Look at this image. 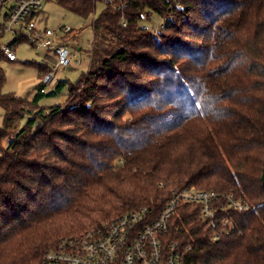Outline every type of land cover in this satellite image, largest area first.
<instances>
[{
  "label": "trees",
  "instance_id": "1",
  "mask_svg": "<svg viewBox=\"0 0 264 264\" xmlns=\"http://www.w3.org/2000/svg\"><path fill=\"white\" fill-rule=\"evenodd\" d=\"M55 1L84 19L102 3ZM125 4L94 19L89 71L49 93L67 89L64 104L38 106L43 82L32 102L0 95V264H43L62 241L126 212L155 220L189 187L251 208L223 214L238 230L217 238L182 204L181 232L167 236L191 246L181 264H264V0ZM154 13L166 20L157 34L139 24ZM29 64L41 79L51 71Z\"/></svg>",
  "mask_w": 264,
  "mask_h": 264
},
{
  "label": "built area",
  "instance_id": "2",
  "mask_svg": "<svg viewBox=\"0 0 264 264\" xmlns=\"http://www.w3.org/2000/svg\"><path fill=\"white\" fill-rule=\"evenodd\" d=\"M104 6L126 9L120 0H102ZM43 0H0V53L9 62H16L17 45L25 42L31 48L53 54L56 69L43 79L54 89L59 82L56 73L75 63L80 66L75 50L70 48L68 27L48 28L43 22ZM123 27L128 20L123 15ZM8 34L9 44H1ZM42 93L46 90L42 88ZM182 204L198 207L200 220L220 235H231L238 230L236 222L223 216L244 213L250 205L233 194L189 187L173 193L163 211L150 221V211H130L112 222L93 229L77 239L62 241L45 255L43 264H181L191 246L184 247L181 240H170L174 231L180 233L182 225L176 221Z\"/></svg>",
  "mask_w": 264,
  "mask_h": 264
},
{
  "label": "rangeland",
  "instance_id": "3",
  "mask_svg": "<svg viewBox=\"0 0 264 264\" xmlns=\"http://www.w3.org/2000/svg\"><path fill=\"white\" fill-rule=\"evenodd\" d=\"M104 9V4L99 3L95 16L89 19H84L74 13H71L57 4L55 0H43V22L44 26L48 28H61L68 27L76 31L75 39H71L70 48L75 50L76 60L81 61V65L77 66L72 63L64 69H58L56 76L59 81H67L68 83H76L83 74L87 73L90 69L92 44H93V26L92 23L96 17H99ZM196 21L200 22V19ZM166 20L160 15L154 13L150 18L143 17L140 21V26L147 29L154 34L158 33L165 25ZM188 31L189 28H185ZM200 31V30H199ZM200 40V37L196 35ZM13 39L11 34L4 37L1 44H9ZM81 49V50H80ZM17 61L9 62L7 60H0V95L13 94L16 97L26 99L32 102L35 95L38 93V86L44 82L40 78V70L29 63L46 64L51 70L56 69L53 54H48L46 51H39L31 48L25 42L17 45L16 49ZM46 94L39 101V107H51L61 105L66 102L67 89L58 95H49L53 90L48 84L44 83ZM29 111V107H27ZM27 110L25 112H28ZM5 109L0 105V128L4 126ZM29 115H25L20 119L18 130L26 126ZM3 148H6L8 141L2 140Z\"/></svg>",
  "mask_w": 264,
  "mask_h": 264
},
{
  "label": "water",
  "instance_id": "4",
  "mask_svg": "<svg viewBox=\"0 0 264 264\" xmlns=\"http://www.w3.org/2000/svg\"><path fill=\"white\" fill-rule=\"evenodd\" d=\"M262 182H263V185H264V168H263V174H262Z\"/></svg>",
  "mask_w": 264,
  "mask_h": 264
},
{
  "label": "crops",
  "instance_id": "5",
  "mask_svg": "<svg viewBox=\"0 0 264 264\" xmlns=\"http://www.w3.org/2000/svg\"><path fill=\"white\" fill-rule=\"evenodd\" d=\"M81 50V49H80ZM4 60H7V59H4ZM8 61V60H7ZM44 65H46V64H44ZM49 67V66H48ZM50 68V67H49Z\"/></svg>",
  "mask_w": 264,
  "mask_h": 264
}]
</instances>
